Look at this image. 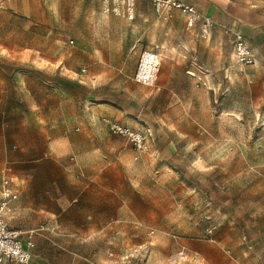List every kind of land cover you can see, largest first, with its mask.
Segmentation results:
<instances>
[{"label":"rangeland","instance_id":"rangeland-1","mask_svg":"<svg viewBox=\"0 0 264 264\" xmlns=\"http://www.w3.org/2000/svg\"><path fill=\"white\" fill-rule=\"evenodd\" d=\"M188 1L191 26L145 4L122 28L118 1L0 0L20 80L0 92V187L18 193L7 220L34 230L31 264H264V0ZM145 49L160 89L133 79ZM97 93L152 125L143 152L97 118Z\"/></svg>","mask_w":264,"mask_h":264},{"label":"built area","instance_id":"built-area-1","mask_svg":"<svg viewBox=\"0 0 264 264\" xmlns=\"http://www.w3.org/2000/svg\"><path fill=\"white\" fill-rule=\"evenodd\" d=\"M121 2L127 5L128 16L134 17L136 0H108ZM160 14H170L173 10H179L188 15L189 25L201 18V14L195 5L185 0H151ZM212 22L204 17L203 32L208 33ZM246 25L240 24L233 31V51L242 65L255 62L256 57L247 45ZM73 43L74 40L70 39ZM160 67L159 54L153 50L145 49L142 51L140 61L134 73V80L145 85H154L157 71ZM83 71L86 68H82ZM138 126L130 125L119 119L105 118V122L110 129L117 134L124 135L133 144L134 148L140 153L145 150L148 142L153 137L151 127L141 118L136 119ZM0 264L21 263L31 264L34 257L35 238L34 230L24 231L22 228L9 223L6 214L9 210L10 202L18 197L7 177L2 179L0 187ZM208 233L213 232V227L207 229ZM213 240V239H212Z\"/></svg>","mask_w":264,"mask_h":264},{"label":"crops","instance_id":"crops-1","mask_svg":"<svg viewBox=\"0 0 264 264\" xmlns=\"http://www.w3.org/2000/svg\"><path fill=\"white\" fill-rule=\"evenodd\" d=\"M185 1L188 2V3H190V4H192V5H195L194 3H192V2H190L188 0H185ZM145 4L146 5H148V4L154 5L151 0H136V4L135 5L137 6V11L139 12V9L141 8V6L142 5H145ZM173 11H176V10H173ZM173 11L171 13H173ZM105 15L107 16L106 17L107 18V21L111 22L112 24L119 23V24H121V27L122 28H123V25L125 23L132 24V19L135 17V15H134V17L130 18L128 16V13H127V15L126 14H121L120 15L118 13L117 14H114V13H107L106 12ZM204 17H207V16H204ZM198 20H200V19H198ZM7 47H8V49H10V45L7 46ZM156 47H158V46H156ZM148 50H150V49H148ZM152 50L155 51V52H157V50H154V49H152ZM7 54L9 55L10 52L7 53L5 51H1L0 50V92L1 93L4 91L3 85H4L5 79L6 78L9 79L10 80L9 83L12 84V83H15V81L18 80V75H19V72H17V69H15V68L12 67V63L10 61V57H8ZM159 55H160V53H159ZM3 56L4 57H7L8 59L7 60L3 59L4 58ZM160 63H161V60H160ZM133 79H134V75H133ZM18 81L20 83V80H18ZM155 85L157 86V89H160L161 88L160 85H157L156 83L154 84V86ZM110 94L111 95H109L107 93H97V94H94L93 95V98H92V110L95 111V114L97 115V118H103L104 120H105L106 117H108V118H114V119H119V117L121 116V117L124 118V120H121V119L120 120L124 122L127 119V117L128 118L130 117L129 116V114H130L129 111L130 110L126 106H124L123 103L122 104L119 103L117 101V99H113L112 98L113 97L112 96V93H110ZM137 117H141L151 127V129L153 131L152 141H154L155 140L154 129H153L152 125H150L142 116L135 115V116H133L132 119L129 118L125 122H128L130 125H133V126H138L139 124L136 121ZM130 119L134 123H130L129 122ZM0 199H1V195H0ZM6 220H7V217H6ZM15 226H18V225H15ZM18 227H20V226H18ZM20 228H22V227H20ZM10 264H13V263H10Z\"/></svg>","mask_w":264,"mask_h":264},{"label":"trees","instance_id":"trees-1","mask_svg":"<svg viewBox=\"0 0 264 264\" xmlns=\"http://www.w3.org/2000/svg\"><path fill=\"white\" fill-rule=\"evenodd\" d=\"M82 264H88V262H82Z\"/></svg>","mask_w":264,"mask_h":264}]
</instances>
